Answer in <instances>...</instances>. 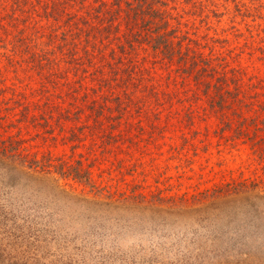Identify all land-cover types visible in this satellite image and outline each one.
I'll return each mask as SVG.
<instances>
[{
  "label": "rangeland",
  "instance_id": "374dc122",
  "mask_svg": "<svg viewBox=\"0 0 264 264\" xmlns=\"http://www.w3.org/2000/svg\"><path fill=\"white\" fill-rule=\"evenodd\" d=\"M160 2L0 0V264H264V0Z\"/></svg>",
  "mask_w": 264,
  "mask_h": 264
},
{
  "label": "trees",
  "instance_id": "16d2710c",
  "mask_svg": "<svg viewBox=\"0 0 264 264\" xmlns=\"http://www.w3.org/2000/svg\"><path fill=\"white\" fill-rule=\"evenodd\" d=\"M139 1V8H137L140 12H142L140 19L144 24V29H146L147 31V37H150V45H152L154 49L161 48V51L169 54L173 53V44L171 41H169L168 36H166V31L162 30L163 32H160L161 30H159V28L164 29V27L166 28V26L168 25L169 20L168 18H166L167 10L155 7V4L161 3L160 0ZM159 22L160 24H158ZM154 26H158L157 28H155L156 35L153 34ZM221 88L222 87L218 86L216 88V92L221 91ZM261 140L262 138H257V140H255V144H260ZM262 149L264 151V147ZM21 154L22 153L17 152L15 146L11 141L8 142L6 140H0V159H5V161H7V164H9L14 170H18L20 168L37 172L35 170L40 162L36 159H27L23 154ZM78 177L82 178V176ZM258 187L260 188L258 182L256 181H251L250 183L246 180H243L242 182L233 181L216 187L211 192H205L201 198L198 197V202H201L202 199H211L217 201L222 200L225 197L241 196L242 194L258 190Z\"/></svg>",
  "mask_w": 264,
  "mask_h": 264
}]
</instances>
